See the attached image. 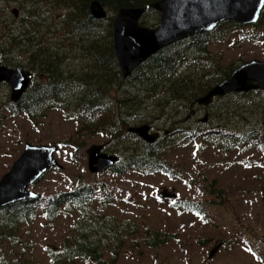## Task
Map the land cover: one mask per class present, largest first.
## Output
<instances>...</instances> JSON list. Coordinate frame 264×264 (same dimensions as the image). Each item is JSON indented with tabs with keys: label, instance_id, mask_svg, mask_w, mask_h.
<instances>
[{
	"label": "trees",
	"instance_id": "1",
	"mask_svg": "<svg viewBox=\"0 0 264 264\" xmlns=\"http://www.w3.org/2000/svg\"><path fill=\"white\" fill-rule=\"evenodd\" d=\"M94 1L106 9L108 16L105 19L93 17L90 8ZM158 1L45 0L51 10L59 8L63 15L64 36L59 45L53 35L47 38L36 35L42 32L40 23L31 12L26 14L33 23H29L27 30H18L19 36L10 38L14 44L17 43L15 49L24 45L30 50L36 44L29 51V62L35 66V71L27 66L36 79L21 100L11 102L7 109L13 108V115H23L33 122L42 115L45 117L47 112L58 111L67 120L78 122L85 132L79 140H64L61 144L78 148L83 145V138L100 136L107 138L110 146L114 147L113 151H121L123 157L104 173L111 182L96 176L92 181L78 176L69 190L0 210V264H37L33 251L38 244L33 240V249L30 237L25 235L23 238L22 231L25 225H30L41 215L49 223L62 215L77 213L79 216L70 224L61 244L48 250L50 264H116L124 250H135L138 246L142 253V247L148 250L167 247L174 242L177 234L143 228L133 219L120 221L110 214L96 213L92 209V202L96 199L104 207L112 206L115 180L133 171L142 174L163 172L170 179L178 180L181 175L179 167L173 165L166 154L180 148L185 141L196 143L194 149L197 154L214 151L225 158L232 152L241 153L255 146L264 151L263 91L234 93L216 100L208 124L197 122L193 125L181 118L182 113L189 112L192 102L205 96L212 87L229 78L243 65L239 62L246 63L240 59L224 65L222 58L213 54L211 45L225 41L227 36L242 28L251 30L240 34L241 41L264 39V9L259 21L252 26H238L227 21L206 34L194 35L185 42L166 47L126 79L114 51L115 16L122 8H147L141 25L156 28L158 18L151 23H147L145 18L156 13L151 5ZM27 2L33 8L38 5V1ZM6 54L7 50L0 46L3 61ZM75 60L81 61L80 67L73 64ZM66 65L69 69L64 68ZM152 100L156 101L153 107L156 111L151 117L160 119V123L170 122L172 134L179 131L182 133L180 138L161 139L151 145L127 132L132 123L152 122L149 116L140 114L148 109ZM253 118L258 119L254 125L251 121ZM4 119L0 113V121ZM180 126L183 128L179 129ZM206 191L214 198L225 197L220 189L210 190L207 187ZM157 201L167 203L175 211L193 212L204 220L208 219V215L204 214L207 207H219L214 200L213 204H209L197 198L170 201L157 197ZM48 222L46 227L49 226ZM204 239L199 240L201 246L206 245L202 241Z\"/></svg>",
	"mask_w": 264,
	"mask_h": 264
},
{
	"label": "rangeland",
	"instance_id": "2",
	"mask_svg": "<svg viewBox=\"0 0 264 264\" xmlns=\"http://www.w3.org/2000/svg\"><path fill=\"white\" fill-rule=\"evenodd\" d=\"M27 1L0 0V46L7 50L4 58L7 67L12 66L11 69L23 67L27 71L30 69L35 71V66L27 58L29 51L33 50L36 44L30 50L24 45L15 49L17 43L14 44L10 38L18 35V30H27L29 23H33L29 14H26L31 12L36 16L37 23H40L42 32L36 35L43 38L53 35L59 45L64 36L63 15L59 8L51 10L45 0H33L38 1V5L34 8ZM13 10H19L18 17L14 18ZM156 18L160 20L157 11L149 14L145 20L151 23ZM237 30L233 32L234 34L231 33L233 35L227 36L225 41L212 44L210 49L213 54L217 58L221 57L224 65H230L240 59L246 63L254 59L264 60V42L241 41L240 34L251 29ZM30 41L34 42L33 39ZM80 62L75 60L73 64L80 67ZM69 64L72 65L70 62ZM239 64L244 63L241 61ZM64 68L69 69V66L66 65ZM11 102L9 86L0 85V113L5 117L0 121V179L9 173L27 144L57 145L60 149L58 154H55V158L59 161L61 170L56 168L49 172L31 188V191L42 198L71 189L78 176H82L85 180L91 179L90 181L94 179L87 169V150L92 145L102 144L105 153L123 157L121 151L118 153L113 151L114 147L110 146L107 138L100 136L83 138V145L79 146L75 156H72L75 148L66 149L60 143L64 140L75 142L81 138L85 132L78 122L66 120L58 111L47 112L45 117L42 115L33 122L23 115H13L14 109H7ZM153 102L152 105L149 104L147 110L140 113L149 116L152 122H148V125L153 127V132H160V139L174 136L180 138L181 132L172 134L173 127L170 122L160 123V119L151 117L155 111L153 108L155 102ZM187 113H182L181 118L184 119ZM203 117L204 112L198 114L196 119ZM257 120V118L251 120L253 125ZM143 124L147 125L142 121L132 123L130 126L137 127ZM182 128L180 126L179 129ZM187 142H183L174 152L170 151L166 154L171 163L179 167L181 175L178 180H172L162 173L142 174L133 171L115 180L112 206L104 207L105 205L103 206L96 199L92 202V209L96 213L110 214L120 221L133 219L143 228L167 230L170 234H177L174 242L164 248L148 250L142 247V253L139 252L138 246L135 250L131 248L124 250L116 264H264V198L261 196L262 192L264 194V151L255 146L241 153L232 152L225 158L214 151L197 154L194 149L196 143ZM125 144L131 146L129 143ZM96 177L111 182L107 174ZM212 181L213 188L222 190L220 193L225 197L214 198L215 196L207 193V187L213 190ZM165 189L168 193L175 192L178 198H197L202 202L208 201L209 204H213L214 200L216 202L214 204L219 207L212 206L205 209L207 220L193 212L175 211L167 203L161 204L157 201V196ZM78 217L77 213L62 215L53 223H49L41 215L30 225L24 226L23 238L30 237L33 249V240L38 244L33 251L37 264H50L51 257L48 250L61 244L70 229V224H73ZM47 222L49 229L46 227ZM201 238H205L202 241L206 245L199 244ZM219 239H222L225 246L222 245L219 253L213 259H209L210 250L222 243Z\"/></svg>",
	"mask_w": 264,
	"mask_h": 264
},
{
	"label": "water",
	"instance_id": "3",
	"mask_svg": "<svg viewBox=\"0 0 264 264\" xmlns=\"http://www.w3.org/2000/svg\"><path fill=\"white\" fill-rule=\"evenodd\" d=\"M151 8L160 14L159 26L155 29L140 25V19L147 8H122L116 15L114 48L125 78L159 51L194 35L210 32L222 22L230 20L238 25L257 23L264 8V0H160L152 4ZM90 9L95 19L102 20L107 17L105 8L98 1L92 2ZM29 77L30 73L21 69H9L0 60V83L6 82L11 86V99L14 102H17L30 86ZM252 90L264 91V61L254 60L244 64L228 79L198 98L191 105L188 119L194 116L193 108L196 104L210 106L218 97L232 93H248ZM202 121L206 122L207 118ZM150 130V126L144 125L132 127L129 132L153 144L160 135L151 134ZM102 149V146L94 145L87 151L89 170L92 173L103 172L118 160L117 157L103 154ZM56 150L55 146L26 145L10 172L0 180V210L39 197L27 191V188L34 185L48 171L59 166L54 157ZM160 196L162 199L177 197L175 193H168L167 189L161 192ZM222 245L215 246L208 258L213 259Z\"/></svg>",
	"mask_w": 264,
	"mask_h": 264
},
{
	"label": "flooded vegetation",
	"instance_id": "4",
	"mask_svg": "<svg viewBox=\"0 0 264 264\" xmlns=\"http://www.w3.org/2000/svg\"><path fill=\"white\" fill-rule=\"evenodd\" d=\"M139 68V67H138ZM213 110V107H202V106H198L196 105L195 106V114H194V117L192 119H189V120H186V117H185V120L186 121H189L191 124L193 125H196L197 122H199L200 124L201 123H204V124H208L209 123V119H210V116H211V112ZM204 112V117L203 118H200V119H196V117L198 116V114ZM189 114V112L186 114V116ZM205 118H208L206 122H203L202 120L205 119ZM153 129V127H152ZM154 130V129H153ZM152 130V131H153ZM262 197L264 198V195H262ZM221 243V242H220ZM223 243V242H222ZM223 245L225 246V244L223 243Z\"/></svg>",
	"mask_w": 264,
	"mask_h": 264
},
{
	"label": "bare ground",
	"instance_id": "5",
	"mask_svg": "<svg viewBox=\"0 0 264 264\" xmlns=\"http://www.w3.org/2000/svg\"><path fill=\"white\" fill-rule=\"evenodd\" d=\"M14 2H15V0H14ZM6 3H7V2H6ZM13 4H14V3H13ZM16 4H17V3H16ZM53 5H54V4H53ZM20 6H21V5H20ZM18 7H19V6H18ZM130 8H131V7H130ZM20 9H21V8H20ZM44 9H45V8H44ZM51 9H52V8H51ZM20 11H21V10H20ZM22 13H23V12H22ZM156 15H157V14H156ZM261 15H262V14H261ZM22 16H24V15H22ZM20 18H21V17H20ZM33 18H35V15H34ZM260 18H261V17H260ZM143 19H144V18H143ZM35 20H36V19H35ZM141 23H142V22H141ZM57 24H58V23H57ZM158 24H159V23H158ZM145 25H146V24H145ZM5 26H6V25H5ZM10 26H11V25H10ZM10 26H9V27H10ZM16 26H17V25H16ZM52 27H53V26H52ZM52 27H51V28H52ZM150 27H151V26H150ZM53 28H54V27H53ZM53 28H52V29H53ZM15 29H16V28H15ZM56 29H58V28H56ZM14 36H16V35H14ZM18 36H19V35H18ZM19 38H20V37H19ZM5 41H7V40H5ZM9 41H10V40H9ZM9 41H8V42H9ZM3 42H4V41H3ZM184 42H185V41H184ZM0 43H1V42H0ZM2 44H3V46H4V43H2ZM5 44H6V43H5ZM13 45H14V44H13ZM6 46H7V45H6ZM20 48H22V47H20ZM114 51H115V50H114ZM114 51H113V52H114ZM22 52H23V51H22ZM24 52H25V51H24ZM5 53H6V52H5ZM10 53H11V52H10ZM13 54H14V52H13ZM3 55H4V54H3ZM26 55H27V54H26ZM23 56H24V55H23ZM7 58H8V56H7ZM29 58H30V56H29ZM29 58H27V59H29ZM23 59H24V58H23ZM17 60H18V59H17ZM17 60H16V62H17ZM4 61H5V60H4ZM4 61H3V62H4ZM10 61H12V60H10ZM14 62H15V61H14ZM9 63H10V62H9ZM232 63H233V62H232ZM14 64H15V63H14ZM14 64H13V65H14ZM8 65H9V64H8ZM21 65H22V64H21ZM23 65H24V64H23ZM142 66H143V65H142ZM142 66H141V67H142ZM11 68H12V66H11ZM22 68H23V67H22ZM28 69H29V68H28ZM29 71H30V70H29ZM35 75H36V74H35ZM118 75H119V74H118ZM131 76H132V75H131ZM35 79H36V77H35ZM40 79H41V78H40ZM126 79H127V78H126ZM129 79H130V78H129ZM30 88H31V87H30ZM155 100H156V99H155ZM148 101H149V100H148ZM152 101H153V100H152ZM155 102H156V101H155ZM147 103H148V102H147ZM149 103H150V102H149ZM153 103H154V102H153ZM150 104H151V103H150ZM155 104H156V103H155ZM148 105H149V104H148ZM151 105H152V104H151ZM153 105H154V104H153ZM141 106H142V105H141ZM144 107H145V106H144ZM148 108H149V107H148ZM150 108H151V107H150ZM157 108H158V107H157ZM142 110H143V109H142ZM145 110H146V109H145ZM148 111H150V110H148ZM155 111H156V110H155ZM139 112H140V111H139ZM139 112H138V113H139ZM142 113H143V112H142ZM152 113H153V112H152ZM155 115H156V114H155ZM154 124H156V123H154ZM143 125H144V124H143ZM147 125H148V123H147ZM133 127H134V126H133ZM128 131H129V130H128ZM128 131H127V132H128ZM131 135H132V134H131Z\"/></svg>",
	"mask_w": 264,
	"mask_h": 264
}]
</instances>
